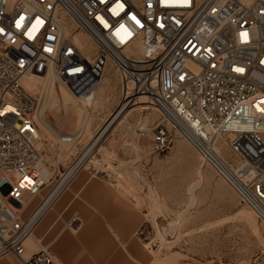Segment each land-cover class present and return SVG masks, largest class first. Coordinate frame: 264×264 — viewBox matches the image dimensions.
Instances as JSON below:
<instances>
[{
  "label": "built area",
  "instance_id": "1",
  "mask_svg": "<svg viewBox=\"0 0 264 264\" xmlns=\"http://www.w3.org/2000/svg\"><path fill=\"white\" fill-rule=\"evenodd\" d=\"M109 67L120 88L111 115L144 97L158 114L151 150L167 149L170 132L182 137L264 227V0H0V260L61 264L47 249L25 255L32 230L20 210L53 173L31 215L81 171L115 177L93 143L107 120L84 142L85 127L59 133L57 143L79 148L45 174L46 94L22 79L51 77L89 110ZM222 146L241 165L226 163Z\"/></svg>",
  "mask_w": 264,
  "mask_h": 264
},
{
  "label": "rangeland",
  "instance_id": "2",
  "mask_svg": "<svg viewBox=\"0 0 264 264\" xmlns=\"http://www.w3.org/2000/svg\"><path fill=\"white\" fill-rule=\"evenodd\" d=\"M68 27L72 30L69 24ZM105 76L109 79L108 95L101 99L97 93V103L89 110L84 108L90 119L83 126L85 137L82 142L92 137L95 129L105 123L118 103L120 88L115 71L106 68ZM38 81L30 92L40 93L43 89V94L49 96L48 80L44 78ZM46 111L43 117L53 130L38 123V146L43 167L50 176L51 166L62 169L79 148V145L74 147L57 143L55 134L60 133L58 130L74 132L79 119L73 110L66 115L56 108ZM157 120L158 114L153 108L136 109L113 127L98 154L105 164L110 163L109 171L115 176L114 180L81 171L76 178L82 176L83 182L72 188L71 183L75 178L59 195L67 199L64 205L71 201L69 210L61 212L62 203L54 212L55 202L51 205L47 214L53 213L54 226L42 232L34 229V242L32 235L25 241V255L47 249L60 257L61 264H264V227L248 207L239 203L229 186L202 162L197 152L172 132L167 149L163 152L151 150V128ZM220 150L222 156L229 160L224 146ZM6 173L11 174V171L7 170ZM53 177L54 173L46 186L20 209L22 218H28L53 184ZM89 180L103 181L109 189L118 191L120 196L134 199L130 208L123 210L118 223L106 224L103 220L98 225L104 228L99 231L100 235L94 231L96 216L91 210L79 208L76 204L81 196L77 193L86 190L82 188L84 182ZM97 190L105 188L101 186ZM28 197L29 193L26 192L23 198ZM75 218H78V228L69 227L68 223ZM145 218L150 220L152 227L147 223L146 236L140 242L133 237V233L121 230L129 226L132 220L137 228ZM156 218L165 224L168 238L164 239L168 242L161 241ZM170 221L176 223L173 228L168 226ZM86 223L90 230L85 229ZM62 234L68 235L67 245L58 248L52 242L57 238L61 240L59 236ZM134 245L140 246L141 251L147 254L146 259L133 258L129 254V249H133Z\"/></svg>",
  "mask_w": 264,
  "mask_h": 264
},
{
  "label": "crops",
  "instance_id": "3",
  "mask_svg": "<svg viewBox=\"0 0 264 264\" xmlns=\"http://www.w3.org/2000/svg\"><path fill=\"white\" fill-rule=\"evenodd\" d=\"M47 112V111H46ZM58 132L60 133H69L71 132V130H58ZM83 182V178L78 177L76 178L71 184H72V188H76L78 187L79 184H81ZM104 187L105 190L102 191H98L97 188L98 187ZM82 189H86L85 191H79L77 194L81 195L79 196L80 199H78V201L76 202L77 207L79 208H84L86 210H91V213H93L96 217H95V227H94V231H103V226H98L99 224H102V221L105 220L106 224H113V223H118L120 217L123 214V210L125 209H129L130 204L133 203V198L131 196H120L118 191L113 190V189H109V187L107 186V184L103 181H97V180H89L87 182H84L83 188ZM96 189V190H95ZM63 195V194H62ZM76 199V198H75ZM67 199L63 198V196L58 197V199L55 201V207H54V212L56 210H58L60 208V205L63 203V205L65 204ZM65 201V202H64ZM53 205V204H52ZM71 204L70 202H67L66 205H64L61 208V212H65L67 210H69ZM52 207V206H51ZM50 207V208H51ZM49 208V209H50ZM48 209V210H49ZM47 210V211H48ZM45 212L42 217L37 221V223L34 225L33 230H32V242H34V238L35 235L33 234L34 229H36L37 231L42 232L43 229H46L47 227L49 229H51L54 226V220L52 218L53 213L47 214L48 212ZM100 213L102 215H100ZM147 215V214H146ZM51 220H53L51 222ZM84 222H86V219L83 220V224ZM104 222V223H105ZM144 223H146L145 225H143ZM149 225H148V224ZM147 225L149 227L151 226V222L150 220H147V218H145L140 224L139 226L136 228L135 227V223L134 220H132V223L129 226L123 227L121 228V230H127L131 233H133V237L136 238L137 241L140 242V240H143L145 235V230H147ZM145 226V227H144ZM90 230L91 228L88 226V224H85V229ZM114 228V226H113ZM112 228V229H113ZM144 228V230H142ZM111 229V227L109 228ZM111 229V230H112ZM153 229V228H152ZM65 234H62V236L60 235L59 237H61V240L59 238H57L56 240H53L52 244L55 243V246H57L58 248L61 246H66L67 245V236H63ZM100 235V232H99ZM65 241V242H64ZM51 244V243H50ZM49 244V245H50ZM96 245H98L96 243ZM138 245V244H136ZM51 251V250H50ZM56 251L58 253V249L56 248ZM53 253V252H52ZM59 253H60V249H59ZM56 256H58L56 253H54ZM61 254V253H60ZM129 254L135 258H147V254L141 251L140 246H136L134 245L133 249H129ZM58 258L60 259V257L58 256ZM61 260V259H60ZM0 264H17V262H15V258L12 255H7L4 258H2L0 260Z\"/></svg>",
  "mask_w": 264,
  "mask_h": 264
},
{
  "label": "bare ground",
  "instance_id": "4",
  "mask_svg": "<svg viewBox=\"0 0 264 264\" xmlns=\"http://www.w3.org/2000/svg\"><path fill=\"white\" fill-rule=\"evenodd\" d=\"M44 78L48 80L50 86L48 89L49 96H45V98L43 99L42 107H41L42 110H40V113L37 115V119H38L40 126L42 125L48 130H53V129H51V127L49 126L47 121L44 119L43 115H44V112L46 109H47V111H49V110L56 108L57 111L59 109V112H62L64 115H66L68 113V111L73 110L74 113L78 115V119H79V122L76 121L75 130H77L79 128H84L83 126L85 125V121L87 122L90 119V117H89V115H86L87 112L85 111L84 107L82 105H80L78 102H76L75 97L70 93V91L64 85L60 84L59 87L57 88L53 84V79L51 77H42V76H36V75L25 76L22 79V85L24 86V88L26 90L30 91V90H33L37 86V84L39 83L38 80H40V79L43 80ZM108 87H110L109 86V79L104 75L103 80H102V84L99 87L98 97L100 96V98L102 99V97L104 95L107 96L108 95V92H107ZM55 89H57V91H55ZM95 101H96V99H95ZM95 103H97V102H95ZM149 108H152V107L148 106V104L145 103L144 97L135 98L132 103L130 102L126 106L125 109H123L122 111L120 110L118 112L119 114H113L110 116L109 119H107L105 125L102 127L101 130H99V132L97 133L95 138H93V143L98 145V146H101L102 142H104V140H106L108 138L107 137L108 133L113 129V127H115V125L117 123L125 120L126 116L131 111L136 110V109H149ZM58 134L59 133H56L55 136L57 137ZM220 154L222 155V152ZM229 156H230L229 160L225 159L222 156L225 159L226 163H228L229 165H231L233 167L241 165V161L238 159V157H235L233 155H229ZM43 171L45 172L46 175H48V171L46 168L43 167ZM193 189L194 188H192V190ZM54 191L55 192L50 196V198L33 215L30 214L28 216V218H26L28 227L31 230H32L33 226L37 223V221L42 217V215L53 204V197H54V195H56L58 189H56ZM25 204H26V202L24 203V205ZM175 225H176L175 222H172V221L168 222L169 228H173ZM155 227H156V225H155ZM156 232L159 233L157 228H156ZM30 236H28V237H30ZM160 238L162 239L161 241H164V240L167 241L166 239H164V237H161V234H160Z\"/></svg>",
  "mask_w": 264,
  "mask_h": 264
},
{
  "label": "water",
  "instance_id": "5",
  "mask_svg": "<svg viewBox=\"0 0 264 264\" xmlns=\"http://www.w3.org/2000/svg\"><path fill=\"white\" fill-rule=\"evenodd\" d=\"M156 224L159 227L160 230V234L164 237V238H168V234L165 230V224L163 222H161V220L159 218H156Z\"/></svg>",
  "mask_w": 264,
  "mask_h": 264
}]
</instances>
